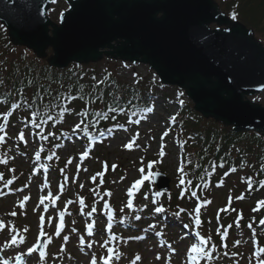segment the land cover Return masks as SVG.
Instances as JSON below:
<instances>
[{"label": "rangeland", "instance_id": "1", "mask_svg": "<svg viewBox=\"0 0 264 264\" xmlns=\"http://www.w3.org/2000/svg\"><path fill=\"white\" fill-rule=\"evenodd\" d=\"M216 1L220 4L219 0ZM67 9V0H55L51 4L49 15L53 21L58 22L61 14ZM255 33L259 38V34L256 31ZM49 53L51 54V52ZM106 61L107 59L102 60L97 68L104 69ZM119 73L130 84L134 82L135 74L138 78L149 77L157 83L156 75L146 65L141 64L137 68L133 67L131 69L120 66ZM175 89L176 87L170 86L164 89L156 85L154 92L157 97L153 98V109L134 113L132 121L129 122L126 128L120 130L118 135L107 139L102 145L98 143L96 149H102L103 156H106L109 161L121 163V168L123 166V176L119 172L116 174L112 173L109 176L110 185L108 189L101 188L103 184L100 179H97L99 181L97 185L91 184V181H93L92 177L96 176L101 170L102 165L100 164H102L103 159L101 157L98 160L91 158L85 165L86 157L82 154L85 151L89 153V151L75 134H69V139L57 140L60 143L54 150L61 160H67L68 166L65 169L67 172L72 173L65 196L60 200L58 199L59 195L55 193L61 181L57 177L58 174L53 172L50 175L38 171L40 164L36 165L35 161L30 160L29 157L14 151L15 142L6 144V150L9 154L8 160L13 162L7 177L16 181V183L14 182V186H11L10 182L9 184L0 183V221L4 224V227L0 228V252L5 256V260H16V257L21 253L24 254L23 258H25L27 249L39 240L41 232L46 233L44 239L46 256L43 260H40L39 253L34 252L27 259L29 261L26 264H87V257L89 258V256L83 255L87 247L81 248L83 240L90 245H92V241L95 244L101 241L105 253L107 251L109 256L111 253L108 250L110 248L113 249L110 224L108 220L104 221L101 219L104 216L97 213L109 212L106 205H115L120 213L125 208L129 211L127 213L124 211L127 215L120 220L121 223H117L114 226L112 224L111 226L118 231L119 237L116 239L118 250L116 252L115 250L113 251V257L114 255L115 257L111 260V264H191V259L188 257L191 249L189 246L194 241L183 236L186 234L180 228V222L176 219L177 216H174L175 220L173 219L171 223L172 227L168 229L163 224L165 219L159 220V223H153L150 226L147 224L159 218L155 207L159 205L161 196L152 192L151 189L147 191V184L140 186L138 190L129 194V189L136 180L145 179V181H148L151 178L153 172L151 168L152 161L156 159L160 160L157 170L164 172L173 179L171 191L174 193L179 191L176 183L179 178V163L176 160L178 161L177 154H180L181 151L180 149L176 151L174 141L170 136H167L171 131L170 119L178 110L174 98L176 99V96H180V94ZM163 96L169 98L167 99L169 101L164 99ZM251 98L264 106V92ZM185 100L190 102L187 97ZM136 121H139V123ZM15 125L14 128L11 127L6 132L11 139L20 136L17 131L19 127L21 128V125L18 123ZM27 127L28 132L23 134L22 144L26 147H23L26 152L28 150L30 154H33L40 145V141L37 137L32 138L29 125ZM44 139L42 138V140ZM102 139L104 140V138ZM166 140L172 143L169 142L167 145L165 143ZM5 141L9 140L5 139ZM132 141H134L133 146L128 150H124V146ZM161 152H163V155H161ZM140 169H143V172ZM43 179H47L51 184L49 189H43V184H45ZM227 180V187L224 190L217 191L214 187L211 188L213 189L211 195L215 198L206 210L208 213L207 217L211 218L217 207L224 205L231 186L237 184L238 176L233 174ZM39 192L43 193L40 194ZM89 193L93 194L89 209L95 208L97 210L96 214H82L79 211L82 205L78 198H82L81 195L85 196ZM53 194L57 195V197L53 196ZM262 195H264V190ZM25 197H28V199L25 200ZM69 197L73 199L71 203L67 200ZM129 202H131L132 207L126 206ZM148 207L151 208L148 209ZM45 208H50V211L46 212ZM64 210L69 211V214L63 215V218L66 217L68 222L63 221L65 225L64 231L57 237L54 234V227L57 223H60L61 216L59 214ZM145 212H149V214L145 215ZM12 213H15V215H12ZM41 217L46 221L43 226L40 224ZM100 219L101 222L99 223ZM93 221L96 223L95 227L100 234L96 230L97 235L87 240L89 238L85 236L84 228ZM136 222L146 223L147 225L145 226L151 233L142 231V227L140 228ZM214 228L213 225L212 231ZM25 229L27 230L25 231ZM80 230L83 232H80ZM258 230L264 231V225H259ZM135 233L138 235L135 236ZM151 235H154V237ZM13 236L18 240L22 239L23 242L6 247V243L9 241L11 243ZM253 239L252 236L249 237L247 246L243 245L242 247L245 249L241 250L244 253V257H242V260H245L244 263H251V261L255 260V264H257L260 260L258 256L256 257L257 249L251 253L250 246L255 243ZM262 243L264 245V240ZM137 255H139L140 260H136ZM1 259L0 257V264H2ZM100 259H98V263ZM225 259L228 261L230 257L225 256ZM231 263L235 264L233 262H228L227 264Z\"/></svg>", "mask_w": 264, "mask_h": 264}, {"label": "water", "instance_id": "2", "mask_svg": "<svg viewBox=\"0 0 264 264\" xmlns=\"http://www.w3.org/2000/svg\"><path fill=\"white\" fill-rule=\"evenodd\" d=\"M53 0H0V22L13 44L51 66L103 56L148 64L164 84L185 90L195 111L235 132L264 133V107L246 99L264 90V47L214 0H67L59 24ZM218 23L223 29L211 30ZM51 28V29H50ZM162 190L170 179L155 174Z\"/></svg>", "mask_w": 264, "mask_h": 264}, {"label": "trees", "instance_id": "3", "mask_svg": "<svg viewBox=\"0 0 264 264\" xmlns=\"http://www.w3.org/2000/svg\"><path fill=\"white\" fill-rule=\"evenodd\" d=\"M219 2L230 16L235 12V19L253 28L264 42V0ZM84 68L79 75L75 69L61 72L49 68L28 50L13 46L0 25V98L11 99L15 94L22 111L35 113L28 116L29 121L46 123L54 129L66 122L73 110L71 118L76 114L86 126H91L92 120L100 127L119 120L124 110L145 102L147 81L126 86L118 79L114 66L103 73L93 66ZM176 133L188 138L185 172L192 183L199 184L200 200L207 199L210 190L205 183L220 178L212 170L213 165L216 170L220 169L219 164L264 176V137L258 134H236L231 128L205 120L189 103L181 106Z\"/></svg>", "mask_w": 264, "mask_h": 264}, {"label": "snow or ice", "instance_id": "4", "mask_svg": "<svg viewBox=\"0 0 264 264\" xmlns=\"http://www.w3.org/2000/svg\"><path fill=\"white\" fill-rule=\"evenodd\" d=\"M53 2H55V0H53ZM232 15H233V18H236V15H237V14H236L235 12H233ZM72 99H75V97H72ZM17 107H18V105H17ZM64 110L66 111L67 109H64ZM148 110L151 111V109H148ZM8 115H10V113H5V118H7ZM33 115H35V113H33ZM136 122L139 123V121H136ZM32 123L35 124L37 127L40 126L35 120L32 121ZM2 127H3V125H0V128H2ZM76 127L79 128L80 125L78 124V125H76ZM85 130H86V129H85ZM137 136H138V134H137ZM19 138H20L21 140L24 139V135H23V133L20 134V137H19ZM0 140H3V137H0ZM133 143H134V141H132V142L126 144L125 147H127V148H131V147L133 146ZM88 154H89V153H88L87 151H85L82 155H83L84 157H87ZM161 155H163V152H161ZM37 158H39V155H38V154H37ZM5 162H6V161H5ZM104 167L107 168V164H106V163H105ZM113 167H115V166H113ZM140 171L143 172V169H140ZM180 171L183 173V168H181ZM97 175H98V176H102V175H103V172H101V173H97ZM92 179L95 180V179H96V176H93ZM143 182H144V181H143L142 179H140V180H136L135 183L132 185V187L129 189V194H131V193H132L133 191H135V190H138L139 187L143 184ZM181 183H182V184L184 183V180H183V179H181ZM262 186H264V182H262ZM81 187H83V185H81ZM109 195H111V193H109ZM192 195L195 196L196 193H195V192H192ZM238 198H242V197H238ZM24 199L27 200L28 197H25ZM46 199H47V197H46ZM22 203H23V202H22ZM81 203H83V200H81ZM258 203H259L260 206L264 207V201H259ZM126 206H127V207H132L131 202H129ZM106 207H110V206L106 205ZM227 210H228V209L225 208V209H222L221 211H227ZM253 210H254V211H259V208H257V209H253ZM156 211H157V212L163 211V208H159V207H158V208L156 209ZM195 211L198 213V212L200 211V209L197 208ZM89 214H90V213H89ZM12 215H15V213H12ZM63 215H64V213L61 212V213H60V216H61V227H63ZM137 219H139V217H137ZM41 220H43V217H41ZM196 223H197V224H200L201 221H200L199 219H197V220H196ZM260 223H261V224H264V220H261ZM3 227H4V224H3L2 221H0V228H3ZM229 227H231V226H229ZM249 227H251V225H249ZM109 228H111V225H109ZM92 229H93V225H92V224H89V225H88V230H89L90 233H91ZM26 230H27V229H25V231H26ZM40 235L43 236V235H46V233L41 232ZM224 235L226 236L227 233H225ZM49 239H50V238H49ZM65 239H67V238H65ZM22 242H23L22 239H19V240H18L15 236H13V238H12V240H11V244H13V245H14V244H17V243H22ZM82 242H83V241H82ZM207 243H208V240H206V239H204L203 237H201V243H200V244L193 243V244L191 245V249H190V253H189V255H190V258H191L192 264H196V262L198 261V259H199L201 256H207V255L209 254V253L206 251L205 247H204V245H206ZM236 243L238 244V243H240V241H236ZM213 247H214V246H213ZM37 251H39V259H40V260H43V258L46 256V251L43 250L42 247H40V241H39V240H38L36 243H34L31 247H29V248L27 249V253H28V254H32V253L37 252ZM108 251H109L110 253H112L114 250L110 248ZM173 251H175V250L173 249ZM259 252H260V253H264V247L260 248V249H259ZM23 256H24V254L21 253L20 255H18V256L16 257V260L19 262V264H24ZM136 260H140L139 255L136 256ZM4 264H9V261H8V260H5V261H4ZM91 264H97V261H96V258H95V257H93V259H92V261H91ZM105 264H111V257H108V258L105 259ZM259 264H264V258H262V259L259 260Z\"/></svg>", "mask_w": 264, "mask_h": 264}]
</instances>
